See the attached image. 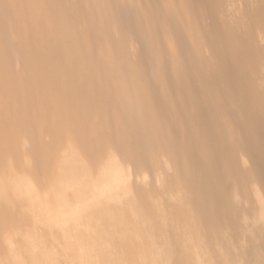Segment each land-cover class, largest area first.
<instances>
[{"label":"bare ground","instance_id":"obj_1","mask_svg":"<svg viewBox=\"0 0 264 264\" xmlns=\"http://www.w3.org/2000/svg\"><path fill=\"white\" fill-rule=\"evenodd\" d=\"M0 264H264V0H0Z\"/></svg>","mask_w":264,"mask_h":264}]
</instances>
